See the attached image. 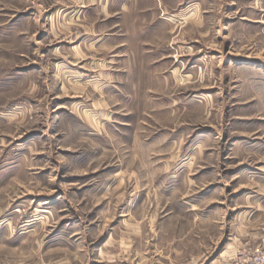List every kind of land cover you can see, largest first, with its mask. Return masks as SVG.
<instances>
[{
  "label": "rangeland",
  "instance_id": "374dc122",
  "mask_svg": "<svg viewBox=\"0 0 264 264\" xmlns=\"http://www.w3.org/2000/svg\"><path fill=\"white\" fill-rule=\"evenodd\" d=\"M163 2L0 0V264L264 252V0Z\"/></svg>",
  "mask_w": 264,
  "mask_h": 264
},
{
  "label": "built area",
  "instance_id": "2783aa9c",
  "mask_svg": "<svg viewBox=\"0 0 264 264\" xmlns=\"http://www.w3.org/2000/svg\"><path fill=\"white\" fill-rule=\"evenodd\" d=\"M235 264H264V252L256 250L245 253Z\"/></svg>",
  "mask_w": 264,
  "mask_h": 264
},
{
  "label": "crops",
  "instance_id": "0c3cea01",
  "mask_svg": "<svg viewBox=\"0 0 264 264\" xmlns=\"http://www.w3.org/2000/svg\"><path fill=\"white\" fill-rule=\"evenodd\" d=\"M161 1V0H160ZM154 2V1H153ZM164 8L169 12L172 7L177 8V0H164ZM156 5L153 6H147V2L145 3L144 13L146 11H149V8H155ZM157 25H164L163 23H157Z\"/></svg>",
  "mask_w": 264,
  "mask_h": 264
}]
</instances>
